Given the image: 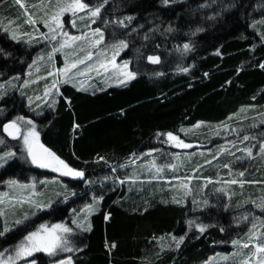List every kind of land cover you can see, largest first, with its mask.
I'll return each mask as SVG.
<instances>
[{"label": "trees", "instance_id": "obj_1", "mask_svg": "<svg viewBox=\"0 0 264 264\" xmlns=\"http://www.w3.org/2000/svg\"><path fill=\"white\" fill-rule=\"evenodd\" d=\"M11 2L0 0L1 15L14 12L6 7ZM127 15L134 16L127 29L114 23L105 26L99 19L92 27L104 29L106 43L113 41L114 31L123 37L131 28L137 29L127 37L129 47L120 56L137 73L131 83L93 94L65 84L60 87L58 104L42 118L29 112L23 95L13 92L0 100L5 112L0 121L17 114L33 118L41 142L85 172L84 179L71 182L77 195L69 203L53 205L0 236V250L3 244L19 241L36 223L67 222L72 209L87 205L91 194L103 195L91 217V230L75 231L69 238L81 250L44 264L65 256H71L74 264H203L215 254L230 252L229 245L248 232V222L236 223L237 200L227 204L222 199L200 210L199 200L174 203L184 197L173 194L172 184L160 181L155 186L135 187L140 192L129 194L125 192L134 187L119 186L114 179L122 176L120 165L129 159L132 164L143 152L165 148L162 134L167 132L181 136L184 129L201 123L205 125L202 135L209 138L213 125L229 124L239 135L256 130L264 133V68L259 67L264 64V28L259 25L264 19V0H175L167 6L162 0H108L101 12L108 21ZM169 26L172 32L167 31ZM145 34L149 39H144ZM186 42L191 44L190 51L183 50ZM0 49V84L23 76L37 51L9 38L1 21ZM153 54L160 56L157 65L147 59ZM8 141L19 150L16 141ZM228 158L223 155L220 166ZM247 163L249 169L259 167V171L246 170L245 178H255V174L256 180H264V156ZM22 171L34 177L42 174L21 166L16 158L0 172V191L6 180L22 179ZM191 207L196 213H191ZM189 220L207 225L205 231L190 226ZM173 235L185 237L179 248Z\"/></svg>", "mask_w": 264, "mask_h": 264}, {"label": "rangeland", "instance_id": "obj_2", "mask_svg": "<svg viewBox=\"0 0 264 264\" xmlns=\"http://www.w3.org/2000/svg\"><path fill=\"white\" fill-rule=\"evenodd\" d=\"M47 2V0H45ZM53 3H55V0H53ZM40 0H23V6L18 4L16 0H12L10 4H7V8L12 7L14 12L10 11V14L7 15V13H3V15L0 14V21L2 24L3 30L5 28L12 29L15 28L17 25H21L23 31H32L33 26L26 24L25 20L27 19L28 13H33L36 17L42 16L43 11L40 7H34V5H39ZM18 13V14H15ZM62 19L65 22V28L67 31H69L72 35H80L81 31H90L87 29L76 28L72 27L71 23V14L65 13ZM4 24V25H3ZM78 25H82L81 21H77ZM259 25H261L262 28H264V19H262L259 22ZM36 27L39 28L41 32H47V28L44 27L42 22H39ZM92 27V26H91ZM5 31V30H4ZM6 32V31H5ZM11 38V31L6 32ZM35 39L40 40V37L38 33H35ZM26 39V38H25ZM14 41V40H13ZM16 42V41H15ZM25 45H27L29 48H36V54L32 60H37L38 55H43V60H37V63L35 65H32L31 67H28L25 71V74L23 76H17L11 79L10 81L6 83L0 84V92L3 93L2 98H5L8 94L16 92L18 93V96L23 95L26 100V107L29 110L30 113H33L36 115L35 111H32V108H35V105L37 103H40V108L37 109V111L42 112L41 115H38L39 118L45 117L46 114H50V110L53 107H55L58 104V98L61 96V89L60 87L68 84L73 88L78 89L79 91L85 92V93H96L98 90H106L108 87H123L128 85L132 82V80H126L124 83H119L120 80H123V74H122V68L113 67L112 65H108V70L104 71L103 69H100L99 73H97L96 70H93L91 72H86L83 75L77 74V70L73 69L69 74L68 77H66L63 72H57V69L63 70L66 64H70L73 60H75L78 57H83L85 55V52L79 51L77 48V45L80 42H76V44H73L72 47H65L64 50L56 52L52 59L49 60L47 57V53L51 51L52 43L41 41L40 43H33L32 45H28L24 42H21ZM76 52L77 55H73V52ZM123 50L119 56H117V64L122 65L123 60L120 59L121 54L124 52ZM99 55V61H96V57L93 58V61L99 64V62H107V60H110L111 53L109 52L108 56L105 57L103 55ZM78 68L83 71L84 65H78ZM130 70V67L128 68ZM51 72L53 75H48V73ZM71 78L72 82H65L67 79ZM24 80H28L29 83L25 86L23 84ZM56 82V87L52 88L53 82ZM46 86L50 89L49 96L45 98L46 102L41 103L40 101H35L31 106L29 107L28 103V97H35L37 95L43 96V93L45 91ZM23 93V94H22ZM52 100H55L56 103L53 106H49L52 102ZM47 110L49 112L47 113ZM53 110V109H52ZM13 118V117H12ZM204 124H197L193 128L184 129L181 133V136H179L182 140H184L186 143L192 145L190 148H179L175 146V142L171 140L168 141V145L172 146L174 150H177L178 152H175V169L174 172L179 173L183 172L189 179L190 183L188 185H177L172 186L173 190H179L180 195H183L184 201H182L183 204L186 203L187 198H191L192 201L199 200L197 202L198 208L202 210L207 205L216 206L218 202H220L222 199H224L225 203L232 202L233 200L236 201V205L234 206V209H239L238 212V219H236V223L242 224V223H249V230L248 232L241 237V239L235 240L237 241L236 244L231 243L229 246L231 248L230 252L228 253H218L214 256L210 257L208 261H206L203 264H234L236 260L239 259L240 253H248L251 249L252 245L250 244L249 249H244L242 247L243 243L248 241L249 233L255 232L257 236L264 233V209L258 207V204L264 203V180H256L255 178H245L246 177V170L255 171L258 174V169H249V165L247 162L250 160H254L260 157L264 156V153H261L259 151L260 143L261 141H264V133H259L256 131L252 132V134H249L248 132L239 135L238 131L229 127V124L224 125H216L213 127H210V138L207 137V135H202V127H204ZM5 135V134H4ZM248 135L249 139L247 141L243 140V136ZM6 136V135H5ZM9 140H11L8 137ZM198 141L199 142H192L190 141ZM202 140L204 142H202ZM212 140L215 142L212 143ZM14 141V140H11ZM18 144V143H17ZM19 147V145H18ZM251 148L252 149V155L249 156L246 151H243L245 148ZM185 149V150H182ZM159 152H165V148L158 149ZM182 151H189L184 156L183 159L177 160V156L180 157ZM156 155V154H155ZM225 155L228 156L229 160L227 159L225 161L226 165H229V167L220 166V160ZM161 159H164L166 157V154L161 155ZM213 156L216 158L214 159ZM141 156L137 157L140 158ZM135 158V159H137ZM197 158H202V163L196 162ZM16 159V158H14ZM14 159H11L8 161V163L3 167L0 168V172ZM161 159L158 160V162H161ZM183 160V161H182ZM131 161V159L128 160V162ZM206 161H211V163H207ZM18 163L22 166H25L26 169L33 168L38 171H40L39 176H31L30 174H27V172H21L20 176L21 178L15 177L8 179L9 180H17L19 181L20 185H33L35 184V188L32 189L29 188H21L20 186H12L10 187L8 183L6 182L3 185V189L0 191V209H2L6 215L0 216V225L2 226V231L5 227V223H7V226L9 227L10 231H13L15 228L22 226L23 224L17 226L14 224V221L17 219H20L23 217L25 213L28 214L29 218L27 221L35 218L40 213H43L45 211H48L52 208L53 205H65L69 203V201L73 198L71 197L67 202H64L62 198L57 196V193L64 191V185H67L69 189H74L77 191L76 188H74L71 184V182H77L80 181V178L75 177H69L62 175L60 173H57L53 171L52 169H46V168H40L37 165H33L30 160H24V159H18ZM184 164L190 167L188 170H180L178 167L182 168L180 165ZM195 163V164H194ZM248 165L246 168H243L241 165L245 164ZM195 165V166H194ZM237 166L235 168L234 166ZM221 168H220V167ZM170 167V165H169ZM184 167V166H183ZM215 171V172H214ZM210 172H213L214 175L210 176ZM243 172V176L240 175V173ZM116 183L119 186H122L123 183H119L116 179H114ZM236 180L240 181L242 183H228V181ZM255 183H250V182ZM183 182L176 183V184H182ZM175 184V185H176ZM93 194H91L88 198V204H92L94 206V210L89 212V210L83 206L82 208L77 210V213H73L71 211L70 213V219H66L64 223L68 224L70 227H73L75 229V225L71 224V220L75 218L76 216H79L81 219H83L85 216L87 217L86 223L91 224V217L95 214L97 208L100 207L99 203L96 202L93 198ZM214 200L215 202H204L203 198H207ZM197 198V199H196ZM190 199V200H191ZM41 201V202H48L51 200L52 206L50 208H44V209H36L30 201ZM245 203H242L241 202ZM195 202V201H194ZM249 202V203H247ZM242 203V204H241ZM80 204V202H78ZM87 204V205H88ZM205 205V206H204ZM195 207H191V213H196L194 210ZM244 217H247L245 219ZM61 220H57L53 223H61ZM42 223H48L49 221H45ZM256 224V229H252V224ZM41 224V223H39ZM39 224H35L34 226H37ZM75 231L79 232H88V231H81L79 229H75ZM7 232V233H9ZM6 233V234H7ZM5 234V235H6ZM2 238L4 236H1ZM71 237V236H70ZM69 237V238H70ZM18 242V241H17ZM17 242L10 241L6 244H3L2 247L8 248L9 252L5 253V258L7 255L12 254V248L11 246L15 245ZM1 245V244H0ZM3 250V249H2ZM68 253H60L56 256H49L46 253L38 252L34 253L33 257H28L25 259H33L35 258L37 260V264H44L48 260H52L55 258H58L64 254L68 255ZM43 255L42 258L39 257V255ZM68 257V256H67ZM66 256L62 259H65ZM16 264H23V260L16 261ZM50 264H54V262H51ZM74 264V263H73Z\"/></svg>", "mask_w": 264, "mask_h": 264}, {"label": "snow or ice", "instance_id": "obj_3", "mask_svg": "<svg viewBox=\"0 0 264 264\" xmlns=\"http://www.w3.org/2000/svg\"><path fill=\"white\" fill-rule=\"evenodd\" d=\"M18 4L23 6V0H16ZM175 0H162V4L167 6L171 3H174ZM108 4V0H102L101 3L92 4L89 0H40L39 5H34V7H40L43 11V15L36 17L33 13L27 14V19L25 20L26 24L32 25V31H23L21 25H17L15 28L11 30L5 28L4 30L11 31V39L16 41L17 43L24 42L28 45H32L33 43H40L41 41L52 43L51 51L47 53V57L49 60L52 59L53 55L56 52L64 50L65 47H72L76 42H80L77 45V48L81 52H85L83 57H78L73 60L70 64H66L63 70L57 69V72H63V74L68 77V74L73 70H77V74L83 75L86 72H91L96 70L99 73L100 69L104 71L108 70V65H112L113 67L122 68V74L124 79L120 80L119 83H124L126 80H131L135 78L137 75L136 72L128 70L130 61L124 60L122 65L117 64V56L120 53L129 47V39L128 36L131 35L132 32L137 31L136 28H131L129 32L125 33L123 37L116 35L115 31L113 32V41L111 43L105 42V31L103 28L91 27L93 24H96V21L99 19L101 24L105 26L109 23H114L118 27L129 28L131 21L134 19L133 15H127L123 18H117L115 21L105 20L101 16L102 9ZM65 13L71 14V23L72 27L83 28L90 31H81L80 35H72L65 28V22L62 19ZM77 21H81L82 25H78ZM42 22L44 27L47 28V32H41L36 25ZM142 27V26H141ZM168 32H172L173 28L169 26L167 29ZM197 32L202 31V29L197 28ZM35 33H38L40 40L35 39ZM195 33H193L194 35ZM26 38V39H25ZM144 39H149L148 35H144ZM261 39H264V32L261 33ZM183 50L190 51L191 44L184 43ZM2 51V49H0ZM137 53H139L140 49H136ZM109 52L111 53L110 60L107 62H99L97 65L96 62L93 61V58L96 57V61H99V55H103L105 57L108 56ZM74 56L77 53L74 51L72 53ZM43 55H38L37 60H43ZM147 59L150 62L158 63L160 61L159 55H148ZM37 60L32 62L33 65L37 63ZM78 65H84L83 71L78 68ZM32 65H29L31 67ZM259 67L264 68V64H260ZM182 71H188L187 68L182 69ZM48 75H53V73L49 72ZM65 82H72L71 78L67 79ZM29 83L28 80H24L23 84L26 86ZM56 87V82L54 81L52 84V88ZM50 89L46 86L43 96L37 95L34 98L28 97L29 107L31 108L34 99L35 101H40L41 103H45V98L49 96ZM23 94V93H22ZM3 93L0 92V98H2ZM56 103L55 100H52L50 107ZM69 106L71 101L68 100ZM40 108V103L35 105V108H32V111L36 112V115H41L42 112L37 111ZM5 114L4 109L0 108V116ZM79 127V125H76ZM6 134V136L4 135ZM162 135H166L168 140L175 142V146L179 148H190L192 145L186 143L182 140L178 135H175L173 132H167ZM8 137L11 140H14L19 145V150H17L16 145H12L8 141ZM249 139L248 135L243 136V140L247 141ZM243 151H246L249 156H251L252 149L245 148ZM259 151L264 153V141H261ZM24 159L30 160L33 165H37L40 168L52 169L53 171L60 173L65 176L75 177L84 179L85 172L82 169H77L73 167L69 162L61 158L51 147L47 146L45 143L40 140V133L37 131V125L33 118L28 117L24 114H17L13 118L7 119L6 121H0V168H3L9 160L11 159ZM215 159L216 157L213 156ZM101 160H106L105 157H99ZM177 160L179 157L177 156ZM207 163H211V161H206ZM152 167H157L155 161L150 162ZM225 167H229V165H224ZM120 167H127V165L121 164ZM170 167H175V165H170ZM116 169L113 168V172ZM157 171L159 168L157 167ZM243 172L240 173L243 176ZM119 179V177H117ZM130 179V178H129ZM121 183L124 181L121 180ZM10 187L12 186H20L21 188H35V184L33 185H20L17 180H9L7 181ZM91 183V182H87ZM228 183H242L240 181L231 180ZM250 183H255L250 182ZM77 195V192L74 189H69L67 185H64V191L57 193V196L62 198L64 202H67L71 197ZM97 203L103 200V195H93L92 197ZM174 203H182L181 200L174 199ZM36 209H44L50 208L52 206V201L41 202V201H30ZM207 203V201H205ZM258 207L264 209V203L258 204ZM89 212L94 210V206L92 204H88L85 206ZM73 213H77L76 209H72ZM6 215V213L0 209V216ZM110 215V214H109ZM29 218L28 214L25 213L23 217L14 221V224L19 226L27 221ZM247 219V217H244ZM108 219V216L105 217ZM87 217L85 216L81 219L79 216H76L71 220V224L75 225V229H79L81 231H90L91 224L86 223ZM188 224L190 226L194 225L196 229H198L201 233H203L207 227V225L203 223H196L194 220H189ZM75 229L70 227L68 224L61 223H41L38 226L34 227L32 230L26 229V234L19 239V241L13 246L12 254L7 255L5 258V253L9 252L8 248H4L0 250V264H16V261L23 260V264H37V260L33 259H25L28 257H33L34 253L43 252L48 254L49 256H56L60 253H68L73 251H79L76 246L71 244L69 237L75 233ZM252 229H256V224H252ZM10 229L5 223V227L3 231H0V236H5ZM223 231V229H221ZM184 236H172V240L175 241L176 247L179 248L180 244L184 241ZM233 244H236L237 241H233ZM250 244L252 245L251 249L248 253H240L239 259L234 262V264H264V233L259 236L253 231L249 233L248 241L244 242L242 247L244 249H249ZM111 247H115V244H112ZM54 264H73V259L71 256L66 257L65 259H60L54 262Z\"/></svg>", "mask_w": 264, "mask_h": 264}, {"label": "crops", "instance_id": "obj_4", "mask_svg": "<svg viewBox=\"0 0 264 264\" xmlns=\"http://www.w3.org/2000/svg\"><path fill=\"white\" fill-rule=\"evenodd\" d=\"M168 138L165 135L164 137V146H165V152H160V154H166V157L164 159H161L158 155L159 150H149L142 153V156L137 159H133V163L131 164L127 162V167H121L122 170V176H118L119 179L118 182L124 181V185L127 187H134L133 189L128 190L129 194H136L140 192L141 189L135 188L139 186H155L160 181L166 182L167 184H172V186H179V185H188L190 181H188V177L183 173L179 172L176 174L174 172L175 167H169V165H175L176 158H175V151L172 146H169L168 144ZM185 150V149H182ZM189 151H182L180 155V159H183L186 154ZM157 154V155H155ZM162 157V156H161ZM161 159V162H158V160ZM202 159V158H201ZM152 161H155L156 166L159 168V171H157V167H152L151 163ZM183 161V160H182ZM199 163H202V160L199 159ZM181 163V167H183ZM182 168L178 167V169L183 170ZM186 170L190 169L189 166L185 168ZM130 178V179H129ZM183 182L182 184H176ZM176 184V185H175ZM125 188V189H126ZM126 191V190H125ZM173 194L177 196V194H180L179 190H174Z\"/></svg>", "mask_w": 264, "mask_h": 264}, {"label": "water", "instance_id": "obj_5", "mask_svg": "<svg viewBox=\"0 0 264 264\" xmlns=\"http://www.w3.org/2000/svg\"><path fill=\"white\" fill-rule=\"evenodd\" d=\"M148 61H149V60H148ZM149 62H150V61H149ZM150 63L153 64V65H157L159 62H158V63L150 62ZM9 138H10V137H9ZM10 139H11V138H10Z\"/></svg>", "mask_w": 264, "mask_h": 264}, {"label": "bare ground", "instance_id": "obj_6", "mask_svg": "<svg viewBox=\"0 0 264 264\" xmlns=\"http://www.w3.org/2000/svg\"><path fill=\"white\" fill-rule=\"evenodd\" d=\"M6 135V134H5Z\"/></svg>", "mask_w": 264, "mask_h": 264}]
</instances>
